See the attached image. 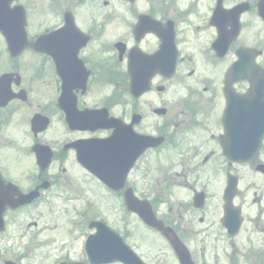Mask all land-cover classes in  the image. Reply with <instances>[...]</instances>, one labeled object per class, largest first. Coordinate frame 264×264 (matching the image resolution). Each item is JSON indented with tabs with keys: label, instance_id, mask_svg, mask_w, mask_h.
<instances>
[{
	"label": "flooded vegetation",
	"instance_id": "flooded-vegetation-1",
	"mask_svg": "<svg viewBox=\"0 0 264 264\" xmlns=\"http://www.w3.org/2000/svg\"><path fill=\"white\" fill-rule=\"evenodd\" d=\"M16 5L25 18L22 48L14 50L0 33V238L6 236L0 264H26L28 247L17 240L39 223L7 219L35 205L5 207L17 198L10 185L23 194L37 191L38 208L69 180V194L83 202L89 197L73 189L89 179L88 165L98 156L106 171H127L116 195L99 191L124 208L130 189L131 198L148 202L159 229L135 214L115 221L92 214L89 198L87 210L72 218L74 228L58 227L63 236L52 264H91L73 248L94 233L95 220L111 223L144 264H264V170L256 169L264 152L236 163L222 161L220 148L232 66L234 92L263 86L264 0H14L10 6ZM116 130L119 150L109 162L107 140ZM2 150L25 167H2ZM231 175L237 186L226 205ZM244 176L251 179L243 187ZM39 236H29L38 250Z\"/></svg>",
	"mask_w": 264,
	"mask_h": 264
},
{
	"label": "rangeland",
	"instance_id": "rangeland-1",
	"mask_svg": "<svg viewBox=\"0 0 264 264\" xmlns=\"http://www.w3.org/2000/svg\"><path fill=\"white\" fill-rule=\"evenodd\" d=\"M140 4H143V2L141 1ZM16 126L21 129V124L18 122L16 124ZM195 140V139H193ZM2 153L5 156V160L1 161V165L2 167H4L5 169H13L15 170L14 164L18 163L20 168H24L25 165H23L20 160H16L14 158H9V153L8 150H2ZM161 158H156L154 161L156 163H159L161 161ZM9 162V163H8ZM251 179L246 178V176H244L241 181H243L242 186L244 187L248 182V180ZM67 181V180H65ZM83 179H80L77 183H82ZM185 182V181H184ZM75 183V189H73L76 193L79 192V190H81L83 187L87 186L88 188L85 190L86 195L90 198H93V203L95 205V209H92V214H99V215H103L106 218H108L109 221H115L117 219V215L120 214V209H118V204L119 201L110 198L109 196H105L104 194H102L96 187L90 185V182L88 181V184H83L80 187L76 188V184ZM73 182L72 181H67L65 183H63V186L66 188L67 191L63 190V188H61L65 193L68 192L71 187H72ZM79 189V190H78ZM62 192V191H61ZM186 192H188L187 189H183V190H177V195H185ZM48 199V198H47ZM44 201L42 203H44L41 207H39L38 209L36 208L34 211H30L28 213H26L24 215V213H20V214H16L11 216L10 213L7 214V219L9 220L11 217L15 218V220H17V226L18 224L21 222L22 218L25 219V221H30L31 219H37L39 221L38 226L37 227H32V225H29V228L32 230V234H27V238L25 240H17V242H20V246L23 247L24 245H27L28 248H24L23 250L17 246V248L19 250H22L23 253L25 254V259H24V263L26 264H37L38 262H41V260H43L45 262V264H50L49 260L52 256V259L54 258V256L58 253L56 248L58 246V244L60 243L59 238L61 236H63V233H65V229H71L74 228V223L71 221L72 218H75L73 211L78 207V205L81 203V201L75 203L72 202L70 205H66L64 202H62L61 199L56 198V197H52L50 198L48 201ZM50 207V208H49ZM159 210H163L162 207L158 208ZM50 210H54L53 213L50 212ZM39 218H38V217ZM98 216V215H97ZM94 217V215H93ZM27 224H24V228ZM54 226H56V228H53ZM42 227H45V231H42ZM60 227L62 232H59L60 229L58 228ZM58 228V229H57ZM31 230H29V232H31ZM143 231V230H142ZM9 233L13 234V237H17L18 235V231L16 228V225L11 224V226L9 225ZM40 234L39 236V240L42 239V243L40 244L41 249L38 250L39 247H34V245L31 244V239L29 238V236H36L37 234ZM66 238V235H65ZM6 240V236L0 238V240ZM67 239V238H66ZM78 242L79 239H77L76 243L74 244L75 249L77 251L78 249ZM8 243H10V241H8ZM7 243V244H8ZM23 243H25L23 245ZM14 243L11 242V246L14 247ZM37 253H41L40 259H36ZM38 260V261H37Z\"/></svg>",
	"mask_w": 264,
	"mask_h": 264
},
{
	"label": "water",
	"instance_id": "water-1",
	"mask_svg": "<svg viewBox=\"0 0 264 264\" xmlns=\"http://www.w3.org/2000/svg\"><path fill=\"white\" fill-rule=\"evenodd\" d=\"M248 103H250V100H248L247 103L244 101L243 104ZM248 105L250 106V104ZM255 110L256 108L253 106L252 109H249V115H247L245 106L243 108H234L231 112L230 125L229 115L227 117L229 129L228 138L232 140L233 146H236L237 148H246L247 151H243L245 153H248L251 147L257 144L259 137L264 132V108L257 109V112H255ZM226 139L227 135L221 140V142L224 143Z\"/></svg>",
	"mask_w": 264,
	"mask_h": 264
}]
</instances>
